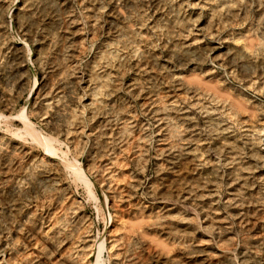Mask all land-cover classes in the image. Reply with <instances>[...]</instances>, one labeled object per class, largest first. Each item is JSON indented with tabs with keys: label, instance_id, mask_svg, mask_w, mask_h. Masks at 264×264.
Here are the masks:
<instances>
[{
	"label": "rangeland",
	"instance_id": "rangeland-1",
	"mask_svg": "<svg viewBox=\"0 0 264 264\" xmlns=\"http://www.w3.org/2000/svg\"><path fill=\"white\" fill-rule=\"evenodd\" d=\"M0 263L264 264V0H0Z\"/></svg>",
	"mask_w": 264,
	"mask_h": 264
},
{
	"label": "bare ground",
	"instance_id": "bare-ground-1",
	"mask_svg": "<svg viewBox=\"0 0 264 264\" xmlns=\"http://www.w3.org/2000/svg\"><path fill=\"white\" fill-rule=\"evenodd\" d=\"M18 52V51H17ZM115 60V59H114ZM94 111V110H93ZM26 119V118H25ZM79 171V170H78ZM82 174V173H81ZM83 175V177H84V174H82ZM88 180V179H87ZM88 182V181H87ZM111 233V232H110ZM102 249H103V247H102ZM0 264H2V263H0Z\"/></svg>",
	"mask_w": 264,
	"mask_h": 264
}]
</instances>
